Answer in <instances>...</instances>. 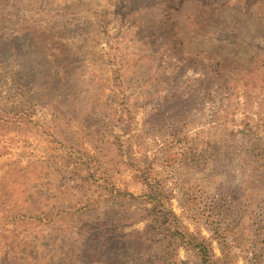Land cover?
Wrapping results in <instances>:
<instances>
[{"label": "rangeland", "instance_id": "1", "mask_svg": "<svg viewBox=\"0 0 264 264\" xmlns=\"http://www.w3.org/2000/svg\"><path fill=\"white\" fill-rule=\"evenodd\" d=\"M252 2L0 0V264H203L192 240L210 264H264V80L204 86L196 58L230 81L253 65Z\"/></svg>", "mask_w": 264, "mask_h": 264}, {"label": "trees", "instance_id": "2", "mask_svg": "<svg viewBox=\"0 0 264 264\" xmlns=\"http://www.w3.org/2000/svg\"><path fill=\"white\" fill-rule=\"evenodd\" d=\"M213 1V0H212ZM253 0H235L233 1V3H231V5H227V3L223 0H217L214 1L215 4H212L211 7L208 5H206L205 3H203V0H197V2H201L203 4V6L208 7L210 10H213L214 12L223 8L221 7V3H223V6H228L232 9H235L237 12H243L242 10L245 9V14L248 12L250 8L252 7V4L254 2H252ZM218 14V13H217ZM256 14L264 19V4L262 2L258 3L257 6V12ZM195 23L197 24H193V26H188L187 28L189 29H198L201 27V29H204L205 27H203V25H206V22L202 21L201 17L195 15L194 17ZM203 24V25H202ZM231 25H227L226 23V27H232V26H236L239 25L240 22L233 20L232 22L230 21ZM182 38V37H181ZM179 39V38H178ZM206 56V60L205 57ZM258 56V55H256ZM263 57L264 54L260 55L259 58H257L256 60H254L253 65H249L247 66V69H243V68H237V69H232V71L234 72V78L235 80L230 81L229 78H226L227 76L223 75L222 72V61L212 58L211 54L209 53H200L198 56H196V58L200 61V64L206 62L208 63V65H206L205 69H201L202 70V75H203V79L201 80V83L205 86L210 84V82H212L214 88L219 89L220 91L222 90H230L231 86H235V85H240V84H245V86H248L250 84V81L255 79V80H260L263 82L264 80V72L260 71L261 67H262V63H263ZM202 62V63H201ZM221 68V70H220ZM231 77V76H228ZM253 82L255 83V81L253 80ZM253 83V84H254ZM117 101L121 103L122 100L126 101V97L125 94L123 93L122 90H119L118 94H117ZM121 98V99H120ZM253 156L252 153L247 152L246 154V158H249V156ZM258 158H260L261 160H264V149L262 150L261 154L258 156ZM254 165V161L251 160L250 166ZM154 184L158 185V178L157 176L153 177L151 175H149L148 177ZM105 182L103 181V184L100 186V188H104ZM106 190H109L108 188H106ZM111 190V189H110ZM154 195H157L158 197L160 196H164L165 192L163 191L162 187H154ZM112 192L115 193L116 198L114 200L118 201V199H122L125 202H128V199H132L134 201H136L137 199L135 197H133L131 194L128 193H124L121 192L119 190H115L112 187ZM152 198L154 196H151L150 194H147V198ZM153 199V198H152ZM156 200V199H155ZM160 204V201L158 202ZM159 208H162V205H155L153 207V213H154V217L155 218V225L157 226L158 229L162 228L161 226V220H160V215L157 213V210ZM142 212H148L146 210L142 211ZM257 218L255 217V224H256ZM172 222H175L174 220ZM165 235L169 240H172L174 242H183L185 243V235L180 232L175 225H167L165 226ZM262 231H264V226L261 227L260 229H255L254 231V237L255 238H260L262 236ZM189 245H191V247L193 248L194 251H196L203 260V264H210L209 263V255H208V249L206 248V246L203 243L197 242L195 240L189 241L188 242Z\"/></svg>", "mask_w": 264, "mask_h": 264}]
</instances>
